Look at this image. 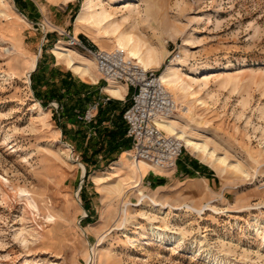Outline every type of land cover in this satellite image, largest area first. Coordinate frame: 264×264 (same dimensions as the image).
Segmentation results:
<instances>
[{"label":"rangeland","instance_id":"1","mask_svg":"<svg viewBox=\"0 0 264 264\" xmlns=\"http://www.w3.org/2000/svg\"><path fill=\"white\" fill-rule=\"evenodd\" d=\"M111 1L121 28L167 50L157 73L183 58L203 103L175 98V124L227 163L183 144L188 164L118 191L129 171L114 162L133 161L131 144L107 135L125 128L131 92L84 123L107 82L53 53L63 30L100 48L111 39L75 30L82 0H0V264H264V0ZM126 1L141 3V23L123 21Z\"/></svg>","mask_w":264,"mask_h":264},{"label":"bare ground","instance_id":"2","mask_svg":"<svg viewBox=\"0 0 264 264\" xmlns=\"http://www.w3.org/2000/svg\"><path fill=\"white\" fill-rule=\"evenodd\" d=\"M2 1L3 0H1V2ZM111 2L117 3L120 2V0H112ZM126 2L127 3L124 5V7L127 11V14L123 16V21L129 22L130 20H132L133 24L134 22L136 24L141 23L143 21V17L145 16L143 11L140 10L141 3L138 1ZM75 27V30H79L81 28L90 30V28H93L95 30V36H97L98 38L102 37L111 39L114 47L123 49L128 56L138 61L140 65L145 69L160 67L167 55V50L164 49V46L162 48L161 43L158 45L149 43L138 34L121 28V24L104 6L103 0H82L75 18ZM184 44H188V39L185 40ZM6 51L9 52L10 47L6 48ZM53 53L59 61L63 62L65 66L78 77L91 81L96 80V75L91 69L92 65H94L93 59L88 60L81 52L64 45V43H62L61 41L55 44V46L53 47ZM183 62V58L177 56L170 60L168 63H165V66L160 72V79L163 84L166 87L170 88L175 94L173 97L174 101L175 98L181 97L183 99L194 98L198 103H203L202 100L196 97L197 91H195L193 87V83L197 82L198 79L189 77V80H185L180 73ZM103 90L113 98L122 99L126 91V85L123 83H115L114 81L109 80L103 87ZM155 122L158 128L163 130L167 135L175 136L178 139L182 140L183 144L186 147L191 148L197 155H200V157H209L217 162L224 163L225 165L227 158L224 155H218L215 149H211L206 142L187 135L184 133V131L178 129L175 124L176 121L173 117V114L166 117L158 116L155 119ZM63 154L68 157L65 151L63 152ZM125 154H123L120 159L114 162V164L116 165L127 167L129 171V176L118 182L116 188L118 191L121 192L124 189L125 184H128L130 182L132 183V181H137L138 176L139 178H141L146 172V169H151L154 171V173H160V169L152 166L148 162L134 159L132 161L128 159ZM231 165L240 173L241 171L244 172V170L241 169L238 163H231ZM140 195L142 198L145 197V195L143 194ZM150 201L154 205L157 204L152 198L150 199ZM48 219L51 220L52 216L49 215ZM159 235H161L160 232ZM262 237L264 238L263 235Z\"/></svg>","mask_w":264,"mask_h":264},{"label":"built area","instance_id":"3","mask_svg":"<svg viewBox=\"0 0 264 264\" xmlns=\"http://www.w3.org/2000/svg\"><path fill=\"white\" fill-rule=\"evenodd\" d=\"M61 34L67 46L92 56L95 69L105 82L112 80L125 84L124 97L130 90L122 120L126 126L125 137L131 144L132 158L148 162L160 170L173 169L184 146L180 139L167 135L155 122L158 116H170L177 109L172 93L160 79V73L153 68H143L123 49L96 47L69 30H63ZM110 99L107 93L103 97L91 99L78 118L84 123L94 122L98 108Z\"/></svg>","mask_w":264,"mask_h":264},{"label":"trees","instance_id":"4","mask_svg":"<svg viewBox=\"0 0 264 264\" xmlns=\"http://www.w3.org/2000/svg\"><path fill=\"white\" fill-rule=\"evenodd\" d=\"M101 107V106H100ZM100 107L98 108V112L100 110ZM122 119V118H121ZM123 121V120H122ZM125 125V123L123 122ZM125 132H126V126L124 129L121 128H115L114 130H109L108 131V137L111 140L110 142L112 143L113 147H117L120 143L118 142V139L123 140V137H125ZM118 142V144H117ZM121 146V144L119 145ZM121 148V147H120Z\"/></svg>","mask_w":264,"mask_h":264},{"label":"crops","instance_id":"5","mask_svg":"<svg viewBox=\"0 0 264 264\" xmlns=\"http://www.w3.org/2000/svg\"><path fill=\"white\" fill-rule=\"evenodd\" d=\"M126 92V91H125ZM184 164H188V160H185L184 159V156L183 155H181L180 157H179V159L177 160V164H176V166L177 165H180V166H182V165H184ZM203 167H200V171L202 172L203 170ZM205 169V168H204Z\"/></svg>","mask_w":264,"mask_h":264}]
</instances>
